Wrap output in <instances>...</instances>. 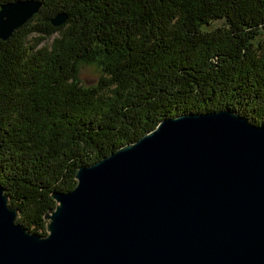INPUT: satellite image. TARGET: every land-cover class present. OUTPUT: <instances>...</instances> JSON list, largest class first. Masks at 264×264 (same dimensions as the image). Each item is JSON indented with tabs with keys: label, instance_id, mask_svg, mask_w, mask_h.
<instances>
[{
	"label": "trees",
	"instance_id": "16d2710c",
	"mask_svg": "<svg viewBox=\"0 0 264 264\" xmlns=\"http://www.w3.org/2000/svg\"><path fill=\"white\" fill-rule=\"evenodd\" d=\"M42 1L0 39V184L30 232L47 234L51 192L79 166L164 118L229 109L264 125V0ZM81 62L99 64L97 84L80 83Z\"/></svg>",
	"mask_w": 264,
	"mask_h": 264
},
{
	"label": "water",
	"instance_id": "95a60500",
	"mask_svg": "<svg viewBox=\"0 0 264 264\" xmlns=\"http://www.w3.org/2000/svg\"><path fill=\"white\" fill-rule=\"evenodd\" d=\"M42 4H1L0 39ZM75 180L51 192L46 235L17 222L0 184V264H264V125L235 111L164 118Z\"/></svg>",
	"mask_w": 264,
	"mask_h": 264
},
{
	"label": "rangeland",
	"instance_id": "374dc122",
	"mask_svg": "<svg viewBox=\"0 0 264 264\" xmlns=\"http://www.w3.org/2000/svg\"><path fill=\"white\" fill-rule=\"evenodd\" d=\"M224 25V20L223 19H217V20H213L210 22L209 25H207L206 27L208 29H212L215 27H219V26H223ZM56 34H53L52 36L43 39L42 41L39 42L37 47H42V46H46L49 45L51 43V41L53 40V37ZM35 36L34 33H31L29 35L30 38H33ZM103 71L101 69V67L99 66V64L95 63V62H81L78 65V79L80 81V83L84 86H92L98 83L101 75H102Z\"/></svg>",
	"mask_w": 264,
	"mask_h": 264
}]
</instances>
